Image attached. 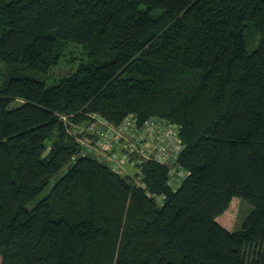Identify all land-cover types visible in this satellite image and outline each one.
<instances>
[{"label":"trees","instance_id":"16d2710c","mask_svg":"<svg viewBox=\"0 0 264 264\" xmlns=\"http://www.w3.org/2000/svg\"><path fill=\"white\" fill-rule=\"evenodd\" d=\"M0 61V264H264V0H0ZM92 112L175 124L176 157L113 171L60 117Z\"/></svg>","mask_w":264,"mask_h":264},{"label":"built area","instance_id":"2783aa9c","mask_svg":"<svg viewBox=\"0 0 264 264\" xmlns=\"http://www.w3.org/2000/svg\"><path fill=\"white\" fill-rule=\"evenodd\" d=\"M60 117L75 136L82 154L95 155L119 173L144 159L172 162L181 144L177 126L156 117H149L141 125L134 113L117 124L97 112L82 122H72L66 114Z\"/></svg>","mask_w":264,"mask_h":264},{"label":"rangeland","instance_id":"374dc122","mask_svg":"<svg viewBox=\"0 0 264 264\" xmlns=\"http://www.w3.org/2000/svg\"><path fill=\"white\" fill-rule=\"evenodd\" d=\"M10 1V0H7ZM249 30L250 38H253L254 31ZM59 49V60L54 64L45 74L41 75V78L44 80L46 85H51L59 80L60 77L68 75L69 73L75 71L78 64L81 61H85L87 54L85 53L83 46L78 43L68 42L58 46ZM6 74V65L3 61H0V86L5 79ZM20 101H15L12 105L19 104ZM174 167V168H173ZM172 179L170 180L172 184L176 185L179 181L177 176L173 178V175L177 173L176 167L172 166ZM131 168L126 166V171L123 173L131 172ZM134 179L138 183V179L134 176ZM140 184V183H139ZM49 187L43 190L34 200L31 201L30 206L33 205L38 199L42 198L46 193ZM158 201L161 198L157 199ZM252 210V205L243 199L234 197L231 199L228 208L217 217V221L228 229H238L241 228L246 217Z\"/></svg>","mask_w":264,"mask_h":264}]
</instances>
